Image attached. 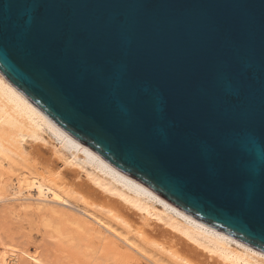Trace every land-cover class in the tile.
Segmentation results:
<instances>
[{
  "label": "water",
  "instance_id": "1",
  "mask_svg": "<svg viewBox=\"0 0 264 264\" xmlns=\"http://www.w3.org/2000/svg\"><path fill=\"white\" fill-rule=\"evenodd\" d=\"M0 71L119 169L264 250V0H0Z\"/></svg>",
  "mask_w": 264,
  "mask_h": 264
},
{
  "label": "bare ground",
  "instance_id": "2",
  "mask_svg": "<svg viewBox=\"0 0 264 264\" xmlns=\"http://www.w3.org/2000/svg\"><path fill=\"white\" fill-rule=\"evenodd\" d=\"M8 176H14L11 184ZM7 198L14 204L5 209L49 219L47 227L57 221L52 225L58 239L87 248L96 264H264V250L119 169L55 123L0 71V202ZM67 223L74 225L69 233ZM39 255L12 238L0 241V264H43Z\"/></svg>",
  "mask_w": 264,
  "mask_h": 264
},
{
  "label": "rangeland",
  "instance_id": "3",
  "mask_svg": "<svg viewBox=\"0 0 264 264\" xmlns=\"http://www.w3.org/2000/svg\"><path fill=\"white\" fill-rule=\"evenodd\" d=\"M13 177L8 176L4 180L6 183L11 184ZM10 192L11 190L5 191L6 194ZM3 201V203L0 202V241L12 238L20 249L37 250L43 260V264L45 262L46 264H96L91 260L92 257L87 252V248L77 246L75 242L58 239L59 237H57L53 229L54 226H58L59 223L57 221L53 222L50 220L52 227L49 226V228L46 226L49 219H46L47 221L45 222L30 212L25 214L20 211L16 214V208L12 210L13 212L9 208L5 209L8 205L14 204V202L8 198ZM68 224H65V232L68 231L67 233L74 228V225L69 224V226ZM71 234L73 235L72 232ZM96 241V238H92L91 244L94 245ZM141 261L146 264L143 259Z\"/></svg>",
  "mask_w": 264,
  "mask_h": 264
}]
</instances>
